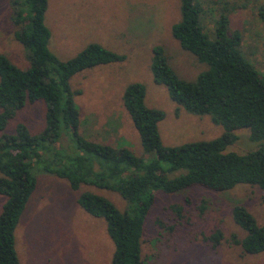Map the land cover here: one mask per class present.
<instances>
[{
    "label": "trees",
    "instance_id": "trees-1",
    "mask_svg": "<svg viewBox=\"0 0 264 264\" xmlns=\"http://www.w3.org/2000/svg\"><path fill=\"white\" fill-rule=\"evenodd\" d=\"M10 7L13 36L26 49L29 67L21 69L0 54V133L27 104L43 101L47 110L39 134L18 125L14 134L0 136V195L7 199L0 212V264H20L15 230L36 189L37 172L67 181L73 191L81 186L103 188L126 202L120 212L113 203L90 192L80 193L77 200L87 214L105 221L114 246L110 264H145L144 222L158 191L171 194L199 186L220 192L245 184L264 193V149L243 155L225 153L237 140L236 130L248 129L251 141H264V73H258L245 59L242 35L230 31L226 9L219 13L215 39L210 40L201 24L203 4L180 0V20L172 26L171 35L181 49L207 65L194 81L176 74L162 47L153 49L151 64L154 82L167 88L173 102L188 113L209 115L224 133L211 141L163 146L158 124L164 114L145 105L141 84H131L122 96L124 108L144 152L155 154L153 160L144 162L124 147L93 142L81 135L76 93L70 86L73 76L83 70L124 58L93 43L60 62L49 49L51 33L45 24L48 0H10ZM259 18L264 22V4ZM63 131L72 139L73 153L55 147ZM177 172L178 176L168 178ZM232 214L246 233L236 242L243 252L264 253V225L259 226L241 206H235ZM221 239L217 230L209 241L215 247Z\"/></svg>",
    "mask_w": 264,
    "mask_h": 264
},
{
    "label": "rangeland",
    "instance_id": "rangeland-1",
    "mask_svg": "<svg viewBox=\"0 0 264 264\" xmlns=\"http://www.w3.org/2000/svg\"><path fill=\"white\" fill-rule=\"evenodd\" d=\"M198 1L205 10L201 24L209 39H215V22L221 10L226 9L230 31L242 35L245 59L258 73H264V22L259 18L263 1ZM10 18V0H0V54L27 69L28 54L14 39L15 26ZM179 20L180 0H48L45 24L51 33L49 49L60 62L93 43L124 58L83 70L70 80L83 137L124 147L144 162L155 158L154 153L144 152L123 105L124 91L134 83L144 87L145 105L164 114L158 124L163 146L211 141L224 133L209 115H194L180 108L170 99L167 88L153 80L155 47L164 49L170 66L185 81H194L207 69L172 37L171 28ZM46 110L43 101L25 105L0 136L14 134L18 125L39 134L45 127ZM234 134L237 140L225 153L243 155L264 149V141L250 140L248 129ZM55 147L74 152L66 131ZM179 174H169L168 178ZM35 176L36 189L15 230L20 264H110L114 246L107 236L105 221L87 214L77 200L80 193L90 192L110 201L120 212L125 210L126 202L107 189L81 186L73 191L67 181L55 176L39 172ZM6 200L0 195V212ZM235 206L246 209L259 226L264 225V193L256 186L239 184L220 192L199 186L171 194L156 192L144 222L145 264H264V253L248 255L237 244L246 233L233 220ZM217 230L222 239L213 247L209 238Z\"/></svg>",
    "mask_w": 264,
    "mask_h": 264
}]
</instances>
